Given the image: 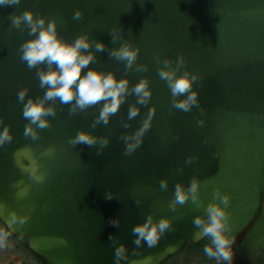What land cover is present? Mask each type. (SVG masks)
<instances>
[{
	"label": "water",
	"instance_id": "obj_1",
	"mask_svg": "<svg viewBox=\"0 0 264 264\" xmlns=\"http://www.w3.org/2000/svg\"><path fill=\"white\" fill-rule=\"evenodd\" d=\"M27 10L43 18L44 27L55 22L65 42L87 37L90 47L82 52L94 59L81 76L97 70L128 80L123 102L106 123L99 119L105 100L81 109L75 97L45 102L54 113L45 117L46 127L24 116L30 99L44 98L48 86L41 87L39 73L49 70L47 62L30 68L21 58V46L38 35L27 23L13 24ZM124 45L138 49L130 66L113 55ZM161 70L195 75L198 103L177 108L188 94L173 96ZM142 80L151 93L146 102L134 91ZM133 107L138 111L130 116ZM150 116L140 144L128 153ZM30 124L35 138L26 135ZM5 128L12 139L0 144V221L49 264H161L205 238L194 221L206 220L213 203L228 212L234 264H255L264 252V0L2 4L0 132ZM82 131L97 142L73 143ZM21 155L38 165L42 181L32 178ZM194 180L195 200L189 192ZM178 185L189 193L182 204L175 203ZM13 212L27 221L8 226ZM149 217L170 221L151 247L137 244L133 231ZM121 245L125 254L118 260Z\"/></svg>",
	"mask_w": 264,
	"mask_h": 264
},
{
	"label": "clouds",
	"instance_id": "obj_2",
	"mask_svg": "<svg viewBox=\"0 0 264 264\" xmlns=\"http://www.w3.org/2000/svg\"><path fill=\"white\" fill-rule=\"evenodd\" d=\"M18 0H0V5L6 3H17ZM80 12L76 13L79 17ZM27 23L30 26L32 33H37L32 40L25 42L22 47V60L26 61L28 66L34 67L37 64L47 62L49 70L39 73L41 87L47 85L48 90L42 100H29L24 106V116L30 118L31 124H37L38 127H46L48 121L46 116L54 114L51 107H45V102L53 98H59L62 103H67L75 97L76 106L84 108L88 105L95 104L100 100H105L101 113L100 120L105 123L108 121L110 114L115 113L120 107L124 99V94L128 90V80H117L113 73H103L97 70H89L81 76L82 69L87 66L93 59L94 54H84L82 50L90 47V43L85 36L77 38L74 42L68 43L58 37L55 22L48 23L44 27L45 20L43 18L34 19V14L31 10H27L19 16L13 18V24L19 26L21 23ZM96 48L102 50L104 44L97 43ZM138 49H133L129 45H124L118 50H114L113 55L119 59L127 60L129 66L135 61ZM55 64L53 70L51 66ZM161 78L169 82L173 96H180L185 93L188 95L185 99L179 100L176 107L184 111L189 110L194 104L198 103V92L193 90V83L196 79L195 75H190L185 72L183 75L177 76L175 71L161 70ZM75 85V88H73ZM147 80L140 81L134 91L140 96L141 102H146L150 96ZM26 90L19 93V98L24 99ZM138 109L133 107L130 111V116H135ZM151 116L143 124V127L135 134V142L128 144L127 152L131 153L141 142L143 133L150 126ZM31 124L26 129V135L31 134L35 138L36 133L31 127ZM12 139L9 130L5 128L0 132V144ZM96 137L86 132H80L74 138L73 143H85L88 145L95 144ZM107 140H103V144H107ZM21 163L30 168V175L33 179L43 180V176L39 174L38 165L30 162L25 158V155L19 157ZM166 182L162 183L165 186ZM198 189L197 181H193L189 190L193 200L197 198ZM24 194V193H22ZM189 193H186L182 186L178 185L176 189L175 203H184L188 199ZM219 191L217 196H219ZM109 199L111 196L109 195ZM224 205L229 203L227 194L222 196ZM207 218L197 217L194 223L197 226H202V231L207 243L204 246V253L210 260L218 262V264H234L236 240L235 235L228 234V212L226 207L219 204H210L207 208ZM27 216H18L15 212L11 214V218L6 221L8 226L19 223L24 224L27 221ZM170 226L168 219H162L158 223H153L152 218L140 225H137L133 231L138 234L136 243L140 244L141 240L147 242L151 246H155L161 235ZM9 235L7 230L0 229V240H6ZM125 247L121 245L116 249V256L119 260L124 256Z\"/></svg>",
	"mask_w": 264,
	"mask_h": 264
},
{
	"label": "flooded vegetation",
	"instance_id": "obj_3",
	"mask_svg": "<svg viewBox=\"0 0 264 264\" xmlns=\"http://www.w3.org/2000/svg\"><path fill=\"white\" fill-rule=\"evenodd\" d=\"M0 225L4 230H7L1 221H0ZM9 236L24 245L22 246L21 244L23 248V253L21 254L22 257L20 255L17 257H12L14 262L10 264H49L48 262H46V260H44L42 257L37 255L30 249L27 241L20 239L16 236H13L10 233ZM206 243L207 241L204 238L198 244L190 245L186 247L184 250L176 253L171 258H169L168 260H166L161 264H218V262L214 260H210L204 253V246ZM189 249L193 250L194 252H191L186 256H184V252ZM192 257L193 259L196 257L199 258L198 263L192 261ZM255 264H264V252L257 258Z\"/></svg>",
	"mask_w": 264,
	"mask_h": 264
},
{
	"label": "rangeland",
	"instance_id": "obj_4",
	"mask_svg": "<svg viewBox=\"0 0 264 264\" xmlns=\"http://www.w3.org/2000/svg\"><path fill=\"white\" fill-rule=\"evenodd\" d=\"M0 229H3L0 225ZM4 230V229H3ZM20 243L19 241H16L15 239L11 238L9 235L6 240H0V264H10L13 263L14 260L12 257H17L21 256L23 253V248L24 246ZM196 251V250H195ZM194 252L193 250H186L184 252V256L187 254ZM22 257V256H21ZM199 258H194L192 257V261L195 263H198Z\"/></svg>",
	"mask_w": 264,
	"mask_h": 264
}]
</instances>
